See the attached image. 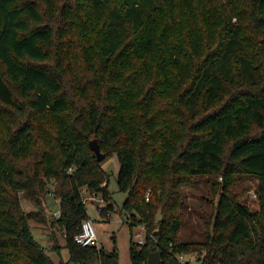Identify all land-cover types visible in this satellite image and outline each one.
<instances>
[{"label": "trees", "instance_id": "trees-1", "mask_svg": "<svg viewBox=\"0 0 264 264\" xmlns=\"http://www.w3.org/2000/svg\"><path fill=\"white\" fill-rule=\"evenodd\" d=\"M93 138L119 160V212L144 226L132 264L152 250L162 264H264V0H0V264H120L116 243L75 240L83 191L114 209ZM242 175L257 209L230 191ZM201 183L207 228L181 237L183 187ZM50 192L58 262L29 223L48 221Z\"/></svg>", "mask_w": 264, "mask_h": 264}, {"label": "rangeland", "instance_id": "rangeland-1", "mask_svg": "<svg viewBox=\"0 0 264 264\" xmlns=\"http://www.w3.org/2000/svg\"><path fill=\"white\" fill-rule=\"evenodd\" d=\"M102 166L109 173L108 188L111 191L114 201V209L110 210L107 215L100 213L99 206L104 205L105 202L100 200L98 194L83 191V198L86 203L87 211L90 218L93 220V225L97 235V246L104 247L107 250H112L116 243L119 263L132 264L129 256L130 238L137 240L136 233L143 235L141 226L136 225L130 228L129 221L126 214H121L119 208L121 207L126 192L119 190L117 185V173L119 170V160L116 153L106 157L102 161ZM217 184L223 181L222 177H217ZM257 178L248 175L238 176L230 191L238 197L241 201H245L250 209L258 208V197L256 195ZM210 185L201 183L198 186H184L183 191L187 193V201L189 208L186 211V221L183 225L180 236H191L195 239H201L207 226L205 221L208 214L212 211V204L210 202L211 192ZM58 198L53 195L47 196L48 202V221L43 222L36 218H30L34 237L46 248L48 254L58 262L60 259L68 260V250L64 246L65 240L63 232L56 224H52L54 212L57 209ZM96 201H99L96 203ZM217 201V198H214ZM22 206L26 211L34 208L30 201L21 197ZM210 228V226H209ZM59 245V247H55ZM185 260L190 264H199L195 253H185ZM98 261L93 259L86 264H97Z\"/></svg>", "mask_w": 264, "mask_h": 264}, {"label": "built area", "instance_id": "built-area-1", "mask_svg": "<svg viewBox=\"0 0 264 264\" xmlns=\"http://www.w3.org/2000/svg\"><path fill=\"white\" fill-rule=\"evenodd\" d=\"M50 195H53V192L49 193ZM55 216L60 215V210L57 209L54 212ZM143 230V235L141 233H136L137 242L143 243L144 241V226L140 225ZM75 240L77 243H79L81 246H87V245H94L97 244V235L96 231L93 225V220L89 217L83 220L81 224L80 231L75 235ZM177 258L181 263H184L185 260V253H179L177 254Z\"/></svg>", "mask_w": 264, "mask_h": 264}, {"label": "water", "instance_id": "water-1", "mask_svg": "<svg viewBox=\"0 0 264 264\" xmlns=\"http://www.w3.org/2000/svg\"><path fill=\"white\" fill-rule=\"evenodd\" d=\"M91 149L95 152L99 161H102L106 155L101 151L99 143L96 138H93L89 142ZM99 201H96L98 203ZM146 264H162V257L159 250H152L149 252Z\"/></svg>", "mask_w": 264, "mask_h": 264}, {"label": "crops", "instance_id": "crops-1", "mask_svg": "<svg viewBox=\"0 0 264 264\" xmlns=\"http://www.w3.org/2000/svg\"><path fill=\"white\" fill-rule=\"evenodd\" d=\"M56 201H57V203H58L57 209H59V199H57ZM47 202H49V201H47ZM57 209H56V210H57ZM56 210H55V211H56ZM89 217H90V216H89Z\"/></svg>", "mask_w": 264, "mask_h": 264}]
</instances>
